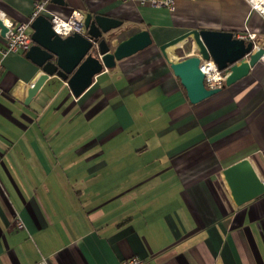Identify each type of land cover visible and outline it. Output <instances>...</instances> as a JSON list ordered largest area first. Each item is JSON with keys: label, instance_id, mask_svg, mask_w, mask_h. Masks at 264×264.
Returning a JSON list of instances; mask_svg holds the SVG:
<instances>
[{"label": "crops", "instance_id": "crops-1", "mask_svg": "<svg viewBox=\"0 0 264 264\" xmlns=\"http://www.w3.org/2000/svg\"><path fill=\"white\" fill-rule=\"evenodd\" d=\"M43 1L0 10L17 23ZM63 1L48 11L121 21L110 52L141 31L152 43L79 97L55 75L29 95L40 69L26 52L2 58L0 264H264V194L237 207L222 176L248 158L264 178V63L191 104L170 62L192 43L159 51L192 30L251 33L261 47L264 17L249 0Z\"/></svg>", "mask_w": 264, "mask_h": 264}, {"label": "water", "instance_id": "water-1", "mask_svg": "<svg viewBox=\"0 0 264 264\" xmlns=\"http://www.w3.org/2000/svg\"><path fill=\"white\" fill-rule=\"evenodd\" d=\"M51 3L66 6L63 0H51ZM121 24V21L113 18L86 14L83 22L85 36L73 34L61 38L53 33L51 22L46 17L38 16L31 23L32 45L25 57L40 69V74L28 94H33L49 77L55 75L67 83L75 97H79L103 68L112 69L116 62L151 45L149 33L141 31L117 44L110 52L115 30ZM6 31L0 19V36L4 37ZM187 41L192 43L195 55L170 62V68L191 104L200 103L219 93L222 88L247 76L257 63H264V44L255 47L254 42L235 38L230 32L192 30L161 45L159 51L167 57L168 49ZM201 60H211L219 71L228 72L221 88L205 87ZM222 176L237 207L264 194V178L248 158L225 168Z\"/></svg>", "mask_w": 264, "mask_h": 264}, {"label": "built area", "instance_id": "built-area-1", "mask_svg": "<svg viewBox=\"0 0 264 264\" xmlns=\"http://www.w3.org/2000/svg\"><path fill=\"white\" fill-rule=\"evenodd\" d=\"M49 1L50 0H45L43 2L35 3L28 19L17 23L0 10V19L3 21V24L7 29L3 37L5 39V47L0 51V76L2 71L1 61L5 55L10 53L27 52L32 45L30 27L31 23L38 16L46 17L51 22L53 33L61 38H66L73 34L85 36L83 14L79 11H71L67 18H62L61 16L48 11L47 6L49 5ZM138 2L141 5L147 4L154 7L166 8L169 11H172L174 7V0H138ZM249 5L252 11H256L264 17V0H249ZM241 39L253 42L255 34L248 33L245 36H242ZM200 69L204 74V83L207 89L221 88L228 75V72L219 71L211 60H201ZM105 71H107V69H105ZM16 227L18 229L22 228V223L17 221ZM118 264H148V262L134 256L122 259Z\"/></svg>", "mask_w": 264, "mask_h": 264}, {"label": "bare ground", "instance_id": "bare-ground-1", "mask_svg": "<svg viewBox=\"0 0 264 264\" xmlns=\"http://www.w3.org/2000/svg\"><path fill=\"white\" fill-rule=\"evenodd\" d=\"M0 17H1V15H0ZM112 44L114 45V42H112Z\"/></svg>", "mask_w": 264, "mask_h": 264}]
</instances>
